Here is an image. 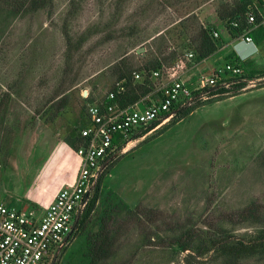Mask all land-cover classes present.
I'll return each mask as SVG.
<instances>
[{
	"label": "rangeland",
	"instance_id": "1",
	"mask_svg": "<svg viewBox=\"0 0 264 264\" xmlns=\"http://www.w3.org/2000/svg\"><path fill=\"white\" fill-rule=\"evenodd\" d=\"M240 1L53 0L9 21L0 42V103L6 99L0 116V201L41 215L73 183L79 159L67 141H76L88 125L87 106L107 95L120 67L162 62L150 99L158 98L157 90L173 75L186 74L184 80L192 79L188 85L195 87L202 76L224 69L233 39L219 12ZM203 29L219 32L224 49L199 61L195 49ZM81 38L85 42L78 45ZM256 60L264 66L262 53ZM62 99L68 101L65 109ZM193 108L183 120L132 139L111 160L102 194L112 192L123 205L119 218L135 217L137 223L110 263L226 264L217 250L201 255L196 247H210L212 238L223 235L249 242L261 230L222 217L251 204L264 206V80L230 88ZM102 201L84 235L99 230ZM187 232L195 240L185 252L174 239H185ZM78 238L60 261L70 251L79 258ZM239 264H264V256Z\"/></svg>",
	"mask_w": 264,
	"mask_h": 264
},
{
	"label": "built area",
	"instance_id": "2",
	"mask_svg": "<svg viewBox=\"0 0 264 264\" xmlns=\"http://www.w3.org/2000/svg\"><path fill=\"white\" fill-rule=\"evenodd\" d=\"M246 22V33L236 40L256 46L250 33L264 29V9L247 13ZM213 36L219 38L220 34L214 30ZM188 56L194 57L192 53ZM161 71H154L152 77L159 78ZM241 75L240 67L225 64V68L216 70L213 76H202L195 87L181 80L180 76L173 75L157 90L158 98L150 99L148 95L129 107H103L104 98L98 103L89 104L86 109L88 125L81 131L86 144L76 151L79 169L74 182L62 188L41 215L38 211L24 212L0 201V264H55L62 249L69 244L98 181L110 161L119 153L115 138L120 135L129 143L133 135L152 124L161 125L171 121L180 109L191 108L229 93H218L220 88L230 90L242 82L252 84L255 81L238 79ZM134 78L141 80L142 74L136 72ZM230 78L233 79L228 80ZM124 83H116L114 90H109L107 99H115L117 94L124 93ZM146 101H150V104Z\"/></svg>",
	"mask_w": 264,
	"mask_h": 264
},
{
	"label": "trees",
	"instance_id": "3",
	"mask_svg": "<svg viewBox=\"0 0 264 264\" xmlns=\"http://www.w3.org/2000/svg\"><path fill=\"white\" fill-rule=\"evenodd\" d=\"M53 0H0V42L5 34L6 29L8 28L9 21L27 14L29 12L34 13L43 8H46L50 5ZM259 5L255 7L252 5V1L250 0H241L238 4L229 6L227 5L219 12V17L221 20L226 21L227 23V32L230 35L231 39L236 40L244 35L247 31L248 24L246 22L247 13L250 11H257V9H264V0H258ZM213 31L208 29H203L202 33L199 37V44L195 49L196 58L201 61L209 58L211 55L216 53L223 45L221 36L219 38H215L213 36ZM250 36L253 37L255 43L257 45H262L264 43V29L260 28L256 31H252ZM68 45L69 50H71V45L74 44L73 40L68 37ZM85 42L84 38H81L80 43L78 45H82ZM194 55V54H193ZM226 64H231L234 66H238L242 69L241 77L238 79H246L248 80H257L264 77V66L259 65L256 59L247 58L243 59L237 53L233 52L231 56L228 57ZM161 61H153L148 64H145L143 67L139 69H133L132 67L122 66L117 70L116 82L114 83L111 90H114L115 84L118 82H125L126 91L124 93H120L116 95L115 99L108 100L107 95L102 100V106L106 107L107 105H114L118 107H129L137 102L142 101L145 97L150 95L155 89V83L152 76L154 71H161L163 69ZM142 74L141 80H135L134 73ZM230 78L228 80H232ZM247 83L242 82L233 86V89L239 90L244 88ZM116 90V89H115ZM226 92H230L228 89L220 88L218 89V93L224 94ZM161 96V94H159ZM154 99V97H153ZM156 99V98H155ZM6 99L3 98L0 103V116L1 109L5 106ZM147 104H150V101H146ZM200 103H198L199 105ZM68 101L62 99L59 103L61 109H65L67 107ZM178 105L175 106L177 108ZM194 107V106H193ZM185 108L180 109L177 116V119L174 122H179L191 114L196 108ZM199 107V106H198ZM158 126V123L152 124L148 129L141 131L140 133H136L133 135V139H139L146 135L148 132L152 131ZM114 142L117 144L118 152L125 146L128 140H123L120 135L115 138ZM67 144L71 146L74 150H78L81 146L85 145L86 142L81 137V132L77 136L76 141L70 142L67 141ZM113 162L110 161V166ZM106 172V171H105ZM103 176L98 181V184L94 190L92 199L85 210V212L81 215L78 223L75 227L74 233L71 235L69 239V244L73 238L79 236V243L81 245L82 251L79 258L74 259L73 253L75 251H70L66 253L65 258L60 261V259L55 264H114L109 261L117 255V252L121 248L119 246V241L128 233L131 225L136 226L135 217L120 219L119 214L121 213V209L123 205L120 200H113L112 192H107L106 194H102L105 192L103 190ZM103 200V201H102ZM103 202L102 211L98 216V226L99 230L95 233H88L84 235L86 232V228L88 224L91 222L92 216L96 211L97 206ZM122 207V208H121ZM121 208V209H119ZM126 208V205H124ZM123 210V209H122ZM223 221H229L236 225H244L247 223H252L259 225L261 230L258 235L254 238V240L246 242L242 239H234V237L230 236H222L221 239H211L209 241L210 247L206 245H200L197 248L198 253L202 251V254L205 252L217 250L222 258L225 259L226 264H239L241 260L254 257V256H264V206L251 204L250 206L240 210L238 213L233 214L231 216L222 217ZM144 225V222L143 224ZM143 228V227H142ZM139 231L141 234H148L146 229H142ZM226 233V232H224ZM147 239H151L149 234L147 235ZM186 238L183 239L182 236L175 238V244H178V248L182 251H190L193 248L194 236L192 233L187 232ZM152 237V236H151ZM65 246L63 251L66 250L69 246ZM59 256V258H60ZM78 255L76 254V257Z\"/></svg>",
	"mask_w": 264,
	"mask_h": 264
},
{
	"label": "crops",
	"instance_id": "4",
	"mask_svg": "<svg viewBox=\"0 0 264 264\" xmlns=\"http://www.w3.org/2000/svg\"><path fill=\"white\" fill-rule=\"evenodd\" d=\"M230 44L233 47V52L237 53V55H239L243 59H247V58L256 59L261 53L264 56V43L262 45H257L256 44V46H254L252 44H247V43H244V42H238L237 40H231ZM225 47H226V45H225ZM223 49H224V47L222 49L218 50L213 55L217 54L218 52H221ZM192 68L193 67H191L190 70ZM185 75L186 74H184V76H183V74L181 75V80L185 81L187 84H190L189 82L192 79H185L184 80ZM191 85H193V83H191ZM75 177H76V175L73 178V182L75 180Z\"/></svg>",
	"mask_w": 264,
	"mask_h": 264
}]
</instances>
